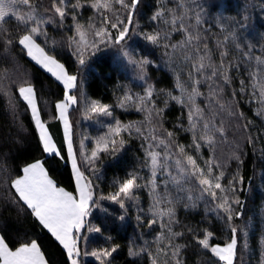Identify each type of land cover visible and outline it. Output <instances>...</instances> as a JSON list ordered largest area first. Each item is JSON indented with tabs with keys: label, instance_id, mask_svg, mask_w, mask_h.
I'll return each mask as SVG.
<instances>
[{
	"label": "trees",
	"instance_id": "16d2710c",
	"mask_svg": "<svg viewBox=\"0 0 264 264\" xmlns=\"http://www.w3.org/2000/svg\"><path fill=\"white\" fill-rule=\"evenodd\" d=\"M31 2L41 11L54 12L52 0H31ZM183 2L192 8L186 23L195 25V13H200L201 24L198 30L206 38L205 42L213 60L218 64L219 53L227 51L229 55L224 58L225 61H231L239 66L238 70L233 68L229 73L232 82L225 86L223 93H220L222 98L219 103L224 104L226 109L234 106L236 111L244 113L242 118L229 116L227 110L219 111L210 98L209 84L205 82L199 86L203 95L196 98V103L205 108L206 114L209 110L218 112L215 123L217 126L222 123L225 129L223 136L217 134L214 147L203 142L198 152L187 147L192 143V133L185 130L188 127V108L171 99V96L182 95L181 89L176 86L177 76L182 83L188 81L189 61L183 58V50L166 49L163 43L152 45L140 35L141 32H152L162 27L159 20L151 19L159 7L179 8L181 0H141L134 17L136 31L130 34L126 47L137 58L144 56L152 61L147 67L146 79L155 88L153 100L156 107L164 109L160 120L163 129L173 132L176 142L184 145L187 152L197 157L198 163L202 166L203 161L215 157L222 166L217 168L216 174L221 170L225 172V178L221 180L222 184L227 185L234 175L243 176L245 181L243 190L237 193L243 201V208L237 206L235 209L242 210L243 215L232 221V225L240 230L237 236L240 243L235 264H262L264 183L261 181V174L264 173V102L250 95L251 87L247 92L240 93L239 81L244 79L248 84V72L257 65L255 58L260 57L264 60V0H183ZM196 3L203 5V11L196 8ZM116 8L118 9L119 6L117 5ZM78 12L80 18L84 17V20L79 19V21L85 24H90L99 18V13L89 5L82 7ZM106 14L109 17L113 15L111 12ZM120 14L123 19L125 10H120ZM168 18V15L164 17V19ZM241 21L248 24V27L243 29L238 27ZM112 22L115 20L113 19ZM68 24L71 25V20L64 21L62 27L59 24L46 26L47 36L39 37L37 41L49 54L55 55L70 74L77 76V87L72 94L79 97L78 91H81L91 100H99L110 105L112 117L119 121H145L146 113L139 111L134 103H128L125 108L118 106L126 92L133 95V92L136 94L145 87L137 78L136 69L128 65L119 55L117 47L103 45L88 62L80 65L77 56L73 55V50L69 47L68 40L73 37L74 28ZM3 27L13 43L6 45L4 39H0V234L5 235L6 242L11 247L36 239L50 264H70L66 251L59 242L39 225L26 206L15 202L17 194L10 187L11 179L22 175L23 166L39 159L45 162V167L58 186L76 194L75 178L55 109V104L64 98V88L17 43L18 35L25 32L24 25L13 18L6 20ZM230 33H236L242 38L241 49L235 48L237 41L233 40ZM225 36L229 38L225 40ZM183 38V33L172 32L167 43L175 44ZM243 45L251 47L244 48ZM244 51L248 52L247 56L242 54ZM26 84L33 85L36 90L42 118L48 123L54 135L64 157L62 160H53L42 150L30 112L26 110L18 93V88ZM233 91L237 93L235 96L232 95ZM10 101L16 105L15 113L10 107ZM77 109V104L69 108L75 152L86 180L91 181L95 186V195L99 197L101 194L106 196L113 193L116 190L115 182L122 181L133 172L143 177L138 183L147 185L151 179V169L144 166L148 141L137 135L135 131H132L131 135L123 132L120 138H123L126 144L121 152L115 158L109 153H101L94 165L96 171H93V166L87 163L81 148L79 131L83 127V122L75 115ZM155 127L159 130L158 123ZM250 139L254 142L250 143ZM234 153L239 155L242 163H238L233 158ZM187 185L188 188H184L185 191L180 192L179 196L177 189L168 186L167 190L172 197L179 199L176 205L178 223L173 225V231L184 233L175 241L186 246L181 250V258L184 264H223L218 257L211 254L210 250L203 249L198 244L197 238H202L207 229L214 234L210 239L212 245L227 243L231 233L225 218L226 214L216 207L219 201H213L206 195L202 199L199 198L198 185L193 183ZM160 189L162 191V187ZM189 194L193 197L192 201L187 200ZM135 195L138 200L125 201V209H121L114 202L102 201L103 211L96 209L90 214V221L101 228V233L90 235L85 243L86 247L81 239L82 251L111 249L119 245L112 257L108 258L110 264H151L145 253L138 256L129 255L130 248L138 250L150 246V250L155 251V237L161 231L158 225L152 228L147 225V221L152 218L149 209L154 202L150 185L137 189ZM186 203L189 204L187 208L184 207ZM193 203L196 207H191ZM138 215L142 217L141 220H137ZM120 216L125 218L121 220ZM245 243H247L246 248ZM81 264H101V261H97L95 257L82 256Z\"/></svg>",
	"mask_w": 264,
	"mask_h": 264
},
{
	"label": "snow or ice",
	"instance_id": "6c2138e0",
	"mask_svg": "<svg viewBox=\"0 0 264 264\" xmlns=\"http://www.w3.org/2000/svg\"><path fill=\"white\" fill-rule=\"evenodd\" d=\"M85 3H88L92 9H95L101 15L102 20L99 28L95 24L82 25L76 22V9L85 6L81 0H76L72 4H69L68 0H52V9L61 27L69 16L75 22L79 40L72 37L71 41L76 44V50L73 55L77 56L78 63L80 65L85 64L84 54L89 49L92 50V54H95L102 45L104 47L113 46L118 48L119 55L126 60L128 65L138 70V78L146 80L147 67L152 61L144 56L137 58L126 47L130 34L136 31L134 17L141 0H85ZM117 5L119 6L118 9L116 8ZM21 6L28 8L29 11L20 13L18 9ZM195 6L203 11V5L196 3ZM180 9H183V11ZM120 10H125L126 14L123 19H121ZM191 11L192 8L185 5L183 0H181L179 8L161 6L154 12L151 19L153 21L159 20L162 27L152 32H141L140 35L152 45L163 43L166 49L183 50V58L189 61L188 81L182 83L179 76H177L176 86L181 89L182 95L180 97L171 96L170 93L169 95L178 104L188 108V127L185 130L192 133V143L187 147L193 148L198 152L202 147L201 142L214 147L217 134L223 136L225 131L222 123L219 126L215 123V116L219 114L218 112L209 110V113L206 114L205 108L196 103V98L203 95L199 90V86L202 83L207 82L209 84L210 98L215 102L219 111L227 110L228 115L236 119L242 118L244 113L236 111L234 106L231 109H226L224 104L219 103L222 98L220 93H223L225 86L230 85L232 82V77L229 73L233 68L238 70L239 66L234 65L231 61H225L224 58L229 55L227 51L219 53L220 61L218 64L213 60L205 42L206 38L198 30V26L201 24L200 13H195V25L185 22L188 18V13ZM108 12L113 14L112 17L106 14ZM166 15L169 16L168 19H164ZM13 18L25 27L24 34L17 37V43L22 46V50H26L27 55L32 60L41 65L56 81L63 85L64 98L55 104V109L58 113L57 118L63 123L68 159L71 162V168L75 176L76 194L59 187L50 176L48 168L45 167V162L39 159L23 166L22 175L11 179L10 187L17 194L15 202L18 205L22 203L26 206L30 210V215L39 225L59 242L66 251L67 260L70 264H81L82 256H92L97 261H101V264H110L108 258L112 257L119 245L111 249L103 248L92 252L81 250L80 240L82 239V231L85 230L87 218L93 212V209L101 206V202L104 200L114 202L121 209H125V201L138 200L135 195L136 190L149 185L154 202L149 209L152 218L147 221V225L149 228L158 225L161 231L155 237V251L150 250V246L141 247L138 250L130 248L129 255L138 256L141 253H145L151 264H184V260L181 258V250L186 246L175 242L184 233L173 231V225L178 223L176 220V205L179 203V199L178 197H172L170 192L166 191L164 195H161L156 191L158 188V172L166 173L169 177L168 181L161 182L164 184L165 189L171 183L176 186L177 192L180 193L185 191L184 185L194 183L199 186V198L202 199L206 195L211 197L213 201H219L216 207L226 214L225 218L231 233L229 241L223 245H210V239L214 234L206 229L203 237L197 238V242L203 249H210L211 254L223 261V264H234L237 260V236L240 230L232 225V221L243 215L242 210H235L237 206L241 209L243 208V201L237 195L243 190L245 183L243 176L234 175L228 184L224 185L221 180L225 178V172L221 170L216 174L215 170L222 166L215 157H210L208 160L203 161L202 166L198 163L197 157L187 152L184 145L177 143L174 139V133L163 129L160 120H162L164 109L156 107L153 100L155 88L152 84H147L144 95L135 96L134 98L133 95L126 92L119 101L118 106L125 108L131 102L135 104L139 111L145 112L146 120L150 125H153L150 128V134L144 135L142 128L136 127L133 123L125 125L116 120L114 126H108L107 134L97 139L96 147L91 151L90 156H85V160L93 166V171H96L94 165L100 158L101 153H109L114 158L117 157L126 144L123 138L117 139V137H120L121 132H128L131 135L134 129L135 133L145 141H151L145 148L146 160L144 164L145 167L151 169V179L147 185H142L138 181L142 180L143 177H140L136 172L129 173L127 178L115 182L116 190L113 193L106 196L101 194L97 197L95 195V186L91 181L85 179L84 172L80 170L77 164L71 124L68 119L69 107L78 103L77 96L71 94L72 90L77 87V76L70 74L65 65L55 55L49 54L45 47L37 42L41 35L47 36L43 25L52 23L53 19L49 17L45 20L39 17L33 9L31 0H0V39H4L6 45H11L13 40L3 25L6 20ZM113 19L115 22H112ZM238 27L243 29L248 27V24L241 21ZM90 29L92 39L89 41L86 36ZM109 29L115 31L113 32ZM172 32L183 33L184 38L175 44H169L167 41ZM230 35L233 40L237 41L235 48L241 49L242 43L240 41L242 38L236 33H230ZM228 38V36L224 37L225 40ZM243 47L249 48L251 46L243 45ZM242 54L247 56L248 52L244 51ZM255 59L257 60V65L248 72L249 83L246 84L245 80L241 79L239 81V92H247L248 88L251 87L252 92L250 95L264 102V60L260 57ZM218 81H222V83H217ZM18 93L25 104L26 110L30 112L43 152L53 160L64 159L57 143L48 130V126L42 119L34 86L31 84L20 86ZM236 94L233 91L232 95L235 96ZM165 106H167V103H165ZM10 107L15 113L16 105L11 103V101ZM84 115L88 119L93 116L111 117L113 112L110 105L101 103L99 100L89 101L85 98ZM157 123L159 124L160 134H157L158 129L155 127ZM249 142L252 143L254 141L250 139ZM81 148H83V142L81 143ZM156 148H162V151H156ZM233 158L238 163H242L239 155L234 153ZM170 160L174 161V163L170 164ZM173 168L176 170L175 173L172 170ZM261 181L264 183V173L261 174ZM187 200H193L191 194L187 196ZM161 205H164V207H161ZM184 207H189V204L186 203ZM191 207H196L195 203L191 204ZM124 218V216L119 217L121 220ZM141 219L142 217L138 215L137 220ZM87 231L89 233H101V228H87ZM189 231L192 230L189 229ZM261 243H264V238H262ZM244 247H247V243H245ZM0 264H50V262L46 258L45 252L42 251L41 244L36 239L11 247L6 242L5 235L0 234ZM262 264H264V261H262Z\"/></svg>",
	"mask_w": 264,
	"mask_h": 264
},
{
	"label": "rangeland",
	"instance_id": "374dc122",
	"mask_svg": "<svg viewBox=\"0 0 264 264\" xmlns=\"http://www.w3.org/2000/svg\"><path fill=\"white\" fill-rule=\"evenodd\" d=\"M68 2H69V4H72V3H75L76 0H68ZM81 2L84 3L85 6L89 5L88 3H85V0H81ZM32 4H33V9L37 12V14H38L39 17H41V18H43L45 20H47L49 17H52V19H53V22L52 23H47V24L43 25V28L44 29L48 25L56 26V25L59 24L58 19L55 17V13L54 12L52 13L50 11H43V10L41 11L40 9H38V7H36V5L34 3H32ZM80 9L81 8L76 9V15H77V21L76 22H78L79 24H82V25H88V24L83 23L82 21H79V19H83L84 20V17H81L80 18V16H79L78 10H80ZM18 10H19L20 13H26V12L29 11V9L26 8V7H24V6H21ZM66 20H71V25H69V24L68 25L74 28L73 29V37H75L76 40H79V36L76 33L75 22L72 20L71 16L67 17L65 19V21ZM101 20H102V17L99 14V18L96 21L92 22L91 24H95L96 27L99 28L100 27V24H101ZM40 37L45 38L44 35H41ZM68 38H69V36H68ZM71 38L72 37H70V39L68 40L69 41V47L74 52L76 50V44L72 43ZM86 39L89 40V41L92 39L91 29L89 30L88 35L86 36ZM93 55L94 54H92V50L91 49H89L88 51H86L85 54H84L85 63L88 62V60ZM135 72H136V76L138 78V75H137L138 70H136ZM141 82H143V84H144L145 87L143 89H141L140 91L136 92V94H135V92H133L134 98H135V96H142V95H144V90H145L147 84H151V82L148 81L147 79L146 80H141ZM78 93H79V97L77 96V99H78L77 107H78V109L75 112V115H77L78 118H80V121L83 122V127L80 128V131H79V137L81 138V141L83 142V148L82 149L84 151L85 156H90L91 155V151L96 147V141H97V139L100 138L101 136L106 135L107 132H108V126L109 125H113L114 126L117 119H114L112 116L111 117H95V116H93L91 119L85 118V115H84V111H85V98H87V97L81 91H78ZM87 100L91 101V99H89V98H87ZM72 106L73 105H71V107ZM120 122L122 124H125V125L126 124H129V123H133V124H135L136 127H141L142 128V131L144 132V135H149L150 134V128L153 127V125H150L147 120H145V121H132V122H122V121H120ZM71 130H72V136H74L72 125H71ZM132 131H134V129ZM122 133L123 132H121V134ZM121 134H120V136H121ZM157 134H160L159 133V130L157 131ZM119 138L120 137H117V139H119ZM150 142L151 141H148V143H150ZM147 146H148V144H147ZM155 150L156 151H162V148H156ZM169 163L170 164H173L174 161L170 160ZM172 170L175 173V171H176L175 168H173ZM168 180H169V177L167 176L166 173H162V172H158L157 173L158 189H156V191L157 192L159 191L161 195H164L165 192L169 189V188L165 189L164 184L161 183V182L162 181H168ZM189 184H192V183H189ZM169 186L171 188H174V190L177 189L176 186L173 185V184H171V183H169ZM161 187H162V191L160 189ZM184 188H188V185L187 184L184 185ZM65 190H67V189H65ZM179 195H180V193L178 194V196ZM161 207H164V205H161ZM96 209H98L100 211H103L102 202H101V206L99 208L93 209V211L96 210ZM90 216L88 217L89 219L87 218V222H86V225H85V230L82 231V242H83V245L85 247H86L85 243L87 242V238H89V236L94 233V232L89 233L87 231V228H95V227H97V225L95 223H93V222L90 221ZM83 233H85V234H83ZM239 243L240 242L238 240V251H239ZM210 245H212V244L210 243ZM94 250L95 249H91V251H89V252H92ZM238 251H237V255H238ZM86 257H92V256H86ZM235 263H236V261L234 262V264Z\"/></svg>",
	"mask_w": 264,
	"mask_h": 264
},
{
	"label": "crops",
	"instance_id": "0c3cea01",
	"mask_svg": "<svg viewBox=\"0 0 264 264\" xmlns=\"http://www.w3.org/2000/svg\"><path fill=\"white\" fill-rule=\"evenodd\" d=\"M31 58V57H30ZM41 66V65H40ZM42 67V66H41ZM43 68V67H42ZM44 69V68H43ZM74 91V89L72 90V92ZM72 92H71V94H72ZM70 108V107H69ZM42 116V115H41ZM43 119V118H42ZM68 119H69V121H70V118H69V110H68ZM44 121V120H43ZM45 123H46V125L48 126V130H49V132H50V134L53 136V139H54V141L56 142V140H55V138H54V135H53V133H52V131H51V129H50V127H49V125H48V123L46 122V121H44ZM59 122H60V128H61V132H62V134H63V137H64V130H63V123H62V121H60L59 120ZM71 124V123H70ZM71 133H72V130H71ZM72 139H73V146H74V138H73V136H72ZM64 141H65V139H64ZM57 143V142H56ZM65 145H66V142H65ZM57 146H58V144H57ZM59 148V147H58ZM66 150H67V146H66ZM74 152H75V147H74ZM75 154H76V152H75ZM76 159H77V156H76ZM69 162H70V160H69ZM70 164H71V162H70ZM77 164H78V166H79V163H78V159H77ZM80 167V166H79ZM80 170H81V168H80ZM82 171V170H81ZM74 178H75V176H74ZM53 179V178H52ZM85 179H86V177H85ZM60 187V186H59Z\"/></svg>",
	"mask_w": 264,
	"mask_h": 264
}]
</instances>
